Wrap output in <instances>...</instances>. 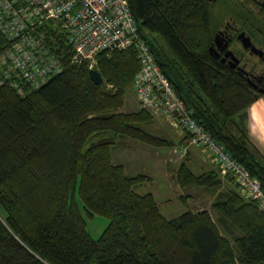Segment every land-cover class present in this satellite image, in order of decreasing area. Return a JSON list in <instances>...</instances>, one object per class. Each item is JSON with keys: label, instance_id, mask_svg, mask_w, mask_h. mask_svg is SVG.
<instances>
[{"label": "trees", "instance_id": "trees-1", "mask_svg": "<svg viewBox=\"0 0 264 264\" xmlns=\"http://www.w3.org/2000/svg\"><path fill=\"white\" fill-rule=\"evenodd\" d=\"M128 2L177 96L264 191V160L248 139L246 117L264 94L210 56L204 2ZM46 29L45 40L63 66L60 74L32 90L20 79L12 85L0 72V264H264V216L236 185L212 203L216 221L205 210L167 219L152 194L135 192L150 178L129 176L113 163L119 138L172 146L142 128L152 113L141 107L121 111L140 68L135 51L98 56L105 85L97 86L86 64L71 63V47ZM7 45L0 32V53ZM101 134L110 136L88 144ZM220 177L218 170L195 175L182 162L175 180L181 188L215 192ZM77 199L87 217L108 219L96 240Z\"/></svg>", "mask_w": 264, "mask_h": 264}, {"label": "built area", "instance_id": "built-area-1", "mask_svg": "<svg viewBox=\"0 0 264 264\" xmlns=\"http://www.w3.org/2000/svg\"><path fill=\"white\" fill-rule=\"evenodd\" d=\"M46 26L71 47V63L88 68H96L100 55L132 48L140 65L132 82L139 106L185 132L189 143L211 158L222 177L232 178L243 198L255 200L264 216L260 181L204 130L177 96L140 36L128 0H0V32L8 42L0 53L3 79L12 85L20 79L36 90L63 71L45 40Z\"/></svg>", "mask_w": 264, "mask_h": 264}, {"label": "rangeland", "instance_id": "rangeland-1", "mask_svg": "<svg viewBox=\"0 0 264 264\" xmlns=\"http://www.w3.org/2000/svg\"><path fill=\"white\" fill-rule=\"evenodd\" d=\"M123 101H124V106L122 108V112H133L137 111L140 109V106L137 102V99L135 97V94L133 93L132 88H127L125 90L124 96H123ZM152 124L149 125H143L142 128L156 136H159L160 138H164L168 141L172 142V146L166 147V148H146V151H144L141 148H132L130 145L134 146H143L148 147L138 141H135L133 139H121L119 138L118 141L121 142L120 146H118L116 149L112 150V159L113 163H122L123 165H126L128 167V170H133L134 173H141V174H150V175H156L154 177L153 182H149L140 185L137 189V192L143 194L147 193H153L154 191H161L165 195H169L170 201L165 202L166 199L168 198H156L157 204L159 206L161 214L167 218V219H175L178 216H180L182 213L186 211H191V212H198V211H203L206 210L210 213L212 219L216 220V214L211 210V202H208L211 200L212 197V192L205 193L203 195H199L200 191L202 189H197V188H180L178 185H173L171 189H168L166 186L168 185L166 180L162 177L157 175L158 173L152 172L150 170V167L154 164V168L156 171L161 170V162L164 163V167L162 170H165V174L171 175V172L175 169H177V164L181 163L182 161H187L186 160V152H182L179 150L180 148L178 147L177 140L178 137V132L181 131L183 134L182 130H179L178 132L176 130H172L169 127V124L165 121V119L159 115L158 116H153ZM180 132V133H181ZM110 136V134L105 135H97V136H92L89 141V143L96 142L104 137ZM186 149V148H185ZM153 155L156 158H159V160L155 159L153 160L146 158L144 155ZM114 160L116 162H114ZM117 161H122V162H117ZM128 165V166H127ZM130 166V167H129ZM190 169L195 173L199 174L196 167H193L192 165L188 166ZM139 168H143L142 170H139ZM191 195L192 197L189 198V202H181L180 197H188ZM77 203L80 209V212L82 216L84 217V220L86 222V230L90 237L94 240L98 239L102 232L105 230V228L108 225V219L99 216V215H94L93 217L89 218L87 217L85 211L83 210V205L80 202L79 199H77ZM203 201V202H202ZM187 203V204H186ZM3 217V211L0 207V219ZM224 233V232H223Z\"/></svg>", "mask_w": 264, "mask_h": 264}, {"label": "flooded vegetation", "instance_id": "flooded-vegetation-1", "mask_svg": "<svg viewBox=\"0 0 264 264\" xmlns=\"http://www.w3.org/2000/svg\"><path fill=\"white\" fill-rule=\"evenodd\" d=\"M202 1L211 33L210 56L264 94V0Z\"/></svg>", "mask_w": 264, "mask_h": 264}, {"label": "crops", "instance_id": "crops-1", "mask_svg": "<svg viewBox=\"0 0 264 264\" xmlns=\"http://www.w3.org/2000/svg\"><path fill=\"white\" fill-rule=\"evenodd\" d=\"M152 116H154V117L155 116H158L159 117L158 114H152ZM246 117H247L248 139H249L251 145L255 148V150L259 153V155L264 160V95L261 96V97H259V98H257L248 107V109L246 111ZM150 124H152V122ZM169 127L172 130H176L177 132L179 131L178 129L172 128L170 125H169ZM180 132L181 131L178 132V134H179L178 137L179 138L176 139V140H177V143H178V147L180 148L179 150H181L182 152H186V155H187L186 156V160L187 161H184V162L187 164V166H189V165L191 166L192 165L193 167H196L197 170H199L198 171L199 174H195L190 169V167H188V168L195 175H200L202 173L212 172V171L218 170V168L216 167V165L214 164V162L211 160V158L208 155L202 153L198 147H196L194 145H191L189 143V139L187 138V136L185 135V133L183 134L182 132L181 133ZM157 137H159V136H157ZM169 142H171V141H169ZM146 146H148V145H146ZM130 147H132V148H136V147L137 148H141L144 151H146V148H151V146H148V147H145L144 148L143 146H134V145H130ZM152 148H155V147H152ZM144 156H146V158H148V159L151 158V160H153V162L155 161V159L159 160V158H156V157H154L151 154L144 155ZM114 162H116V161L114 160ZM117 162H122V161H117ZM161 163L162 164H161V170H160V172L159 171H156V169L154 168V164L152 165V167H150V170L152 172L158 173L157 175L162 176L166 180V182L168 184L166 187L168 189H171L173 187L171 184L178 185L177 182H176V180H175V176H176L177 169L179 168V166L181 165V163H178L177 164V169L173 170L171 172V175L165 174V170L164 171L162 170V168L164 167V163L163 162H161ZM114 164H117V163H114ZM118 164H122V163H118ZM123 166L125 168V173L127 175H129V176L144 175L146 177H149L150 180H148L146 183L153 182L154 177L156 176V175H150V174L145 175V174H141V173H134L133 170H130L129 171L128 170V167H126V165H123ZM139 170H142L143 171V168H139ZM220 181H221L220 187L215 192H212L213 194H212L211 200L208 201V202H211L210 203L211 205H212L213 202L216 201V199L218 198V196L221 193H224L227 190L233 189L235 187L234 186L235 183L231 181V179H230L229 176H226V177H222L221 176L220 177ZM143 184H145V183H143ZM138 187L135 189V192L138 193L139 195H142L141 193L137 192ZM188 188H194V187H188ZM197 189H200V188H197ZM208 192L209 191H207L205 189H202V191H200L197 194L203 195V194L208 193ZM150 194H152L154 196L155 200H156V198H163L164 199L165 197L168 198V199L165 200V202H168V201L171 200L170 197H169V195H165L161 191H154L153 193H150ZM190 197H192V196L189 195L188 197H186L185 200H184L185 197H180V201L181 202H189V198ZM210 208H211V206H210ZM216 220H217V216H216Z\"/></svg>", "mask_w": 264, "mask_h": 264}, {"label": "water", "instance_id": "water-1", "mask_svg": "<svg viewBox=\"0 0 264 264\" xmlns=\"http://www.w3.org/2000/svg\"><path fill=\"white\" fill-rule=\"evenodd\" d=\"M90 80L97 86H104L105 82L97 68H88Z\"/></svg>", "mask_w": 264, "mask_h": 264}]
</instances>
